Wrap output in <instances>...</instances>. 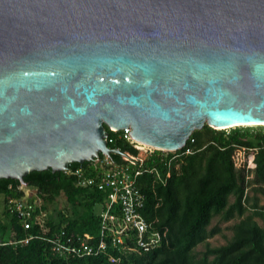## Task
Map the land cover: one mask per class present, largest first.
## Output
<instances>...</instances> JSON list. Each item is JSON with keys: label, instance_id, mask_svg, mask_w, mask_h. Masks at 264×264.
<instances>
[{"label": "water", "instance_id": "1", "mask_svg": "<svg viewBox=\"0 0 264 264\" xmlns=\"http://www.w3.org/2000/svg\"><path fill=\"white\" fill-rule=\"evenodd\" d=\"M204 124L264 125V0H0V179Z\"/></svg>", "mask_w": 264, "mask_h": 264}, {"label": "trees", "instance_id": "2", "mask_svg": "<svg viewBox=\"0 0 264 264\" xmlns=\"http://www.w3.org/2000/svg\"><path fill=\"white\" fill-rule=\"evenodd\" d=\"M105 129L111 149L136 153L122 131H112L107 126ZM190 138L193 142L188 139L187 145L193 151L171 163V174L165 180L144 172L136 181L144 195L143 217L152 228L166 231L159 247L148 252L108 247L95 254L68 257L56 253L45 238L60 230L64 229L68 236L91 233L96 237L95 205L101 201L102 193L77 186L74 177L63 171L47 169L24 177L25 186L36 190L47 212L34 221L30 230L22 228L19 216L7 206L10 198L25 197L21 182L0 179L4 217L0 219V235H33L26 245L2 247L0 264H264V125L215 129L204 124ZM237 145L256 148L254 177L250 180L233 165L232 153ZM111 159L119 161L120 157L112 153ZM155 163L156 158L148 157L144 166L153 167ZM77 166L94 170L90 161L69 164V168ZM60 194L65 197L63 205L51 209ZM214 217L219 220L212 225ZM228 221H233L227 226L230 237L224 244L210 245L208 239L221 234L220 223ZM200 244L204 248L198 251ZM110 255L118 262H110Z\"/></svg>", "mask_w": 264, "mask_h": 264}, {"label": "built area", "instance_id": "3", "mask_svg": "<svg viewBox=\"0 0 264 264\" xmlns=\"http://www.w3.org/2000/svg\"><path fill=\"white\" fill-rule=\"evenodd\" d=\"M122 131L123 138L136 150L135 154L125 152L115 153L119 161L103 156L94 164V170L86 167H76L73 171L68 167L63 172L71 175L80 187H89L102 193V199L97 212L98 234L91 233L68 236L65 230L47 236L45 239L52 249L63 256H83L105 251L108 247L119 251L148 252L162 243L166 231L151 227L141 213L144 205V195L136 186L138 177L144 172L150 173L159 181L165 180L171 174V163L183 155L190 154L193 149L186 144L177 151L157 149L139 141L130 135V129ZM108 140V138H107ZM193 142V138H189ZM256 148L243 145L235 146L232 153L233 165L243 170L247 180L254 177ZM131 159H130V158ZM148 157L156 158L153 167L144 163ZM138 161L137 163L135 161ZM34 198H10L7 206L12 213L19 216L24 230H30L34 221L45 217L47 212L42 208V201L34 193ZM33 235L26 233L18 236L11 233L8 237L0 235V249L6 245H26ZM110 255L109 261L118 262Z\"/></svg>", "mask_w": 264, "mask_h": 264}, {"label": "rangeland", "instance_id": "4", "mask_svg": "<svg viewBox=\"0 0 264 264\" xmlns=\"http://www.w3.org/2000/svg\"><path fill=\"white\" fill-rule=\"evenodd\" d=\"M31 188H25L24 191L26 192L25 197L24 198H29L30 196H32L34 192H32ZM36 193V192H35ZM2 200V195H0V202ZM65 197L63 194H60L56 200H55V204L54 205H50V208L53 209L54 206L59 207L62 206L64 203ZM100 209L99 205H95V210L98 212ZM0 219L3 220L4 217L2 216V204L0 206ZM218 217H214L212 220V225L216 224L218 222ZM233 223V221H228V222H223L220 223V226L223 228V231L221 234H217L211 238L208 239V242L210 243V245L215 246V245H220V244H224L226 242V239L228 237H230L231 235V230L227 228V226L231 225ZM204 245L200 244L197 246L196 250H203Z\"/></svg>", "mask_w": 264, "mask_h": 264}, {"label": "crops", "instance_id": "5", "mask_svg": "<svg viewBox=\"0 0 264 264\" xmlns=\"http://www.w3.org/2000/svg\"><path fill=\"white\" fill-rule=\"evenodd\" d=\"M26 188H31V189H33L32 187H26ZM31 191H32V192H34V191L36 192V190H34V189L31 190ZM35 192H34V193H35ZM34 193H32V194L34 195ZM33 195H32V196H33Z\"/></svg>", "mask_w": 264, "mask_h": 264}, {"label": "bare ground", "instance_id": "6", "mask_svg": "<svg viewBox=\"0 0 264 264\" xmlns=\"http://www.w3.org/2000/svg\"><path fill=\"white\" fill-rule=\"evenodd\" d=\"M215 127H222V126H215ZM140 142V141H139ZM142 143V142H141ZM142 144H144V143H142Z\"/></svg>", "mask_w": 264, "mask_h": 264}]
</instances>
